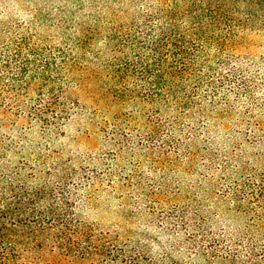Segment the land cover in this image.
Instances as JSON below:
<instances>
[{
    "label": "trees",
    "instance_id": "1",
    "mask_svg": "<svg viewBox=\"0 0 264 264\" xmlns=\"http://www.w3.org/2000/svg\"><path fill=\"white\" fill-rule=\"evenodd\" d=\"M113 1L94 0V14L78 23L84 7L76 2L56 21L44 18L56 38L35 26L0 25V264H181L165 251L149 256L145 236L123 239L84 221L81 209L105 180L111 191L119 177L121 190L133 186L123 157L141 153L161 173L199 156L214 163L209 145L234 112L250 126L246 140L263 144L257 114L264 103L242 47L248 32L264 31V0H138L123 18L103 16ZM87 88L98 105L91 125L107 134L108 150L102 159L63 160L56 147L69 122L89 114L79 100ZM106 113L112 120H103ZM262 190L264 176L237 184L232 195L239 201L249 191L264 203ZM259 209L261 219L237 241L244 256L206 249L203 236L192 242L201 264H264ZM195 211V225H185L188 211L180 217L198 232L207 221Z\"/></svg>",
    "mask_w": 264,
    "mask_h": 264
},
{
    "label": "rangeland",
    "instance_id": "2",
    "mask_svg": "<svg viewBox=\"0 0 264 264\" xmlns=\"http://www.w3.org/2000/svg\"><path fill=\"white\" fill-rule=\"evenodd\" d=\"M74 2L84 7L75 14L76 23L94 14L91 6L94 0H0V25L14 29L35 26L39 35L56 38L58 30L42 22L44 18L56 21L62 8L61 11L77 10L72 9ZM131 2L137 5L138 0H114L113 9L107 4L102 14L111 17L114 11L117 17L123 18V11L127 8L133 12ZM53 23L57 27V22ZM244 37V59H249V72L255 76L256 97L264 103V31L248 32ZM94 92L88 88L80 92L81 108L89 114L69 122L65 128L66 137L56 147L61 154L56 157L61 155L63 160L73 156L86 158L92 153L97 159L106 156L107 134L103 129L97 132L100 130L98 126L90 122L93 108L98 106L97 99L92 97ZM241 100L245 101V98ZM102 105L98 108L103 109ZM257 115L261 126L258 137L263 144L246 140L242 134L245 135L250 126L243 122L238 112H234L227 123H223V128L215 130V142L209 145L218 156L214 163L207 156H199L194 162H179L177 169L170 168L161 173L141 153L123 157L121 166L127 169L125 177L133 180V186H124L121 190L119 177L113 180L117 190L111 191L107 180L103 181L101 192L81 209L83 220L123 239L141 240L145 236L142 247L149 256L158 258L165 251L181 264L203 263L192 243L195 238L203 239V236L207 238L206 242L212 243H206V249L217 245V249L224 253L239 250L244 256L245 251L237 241L243 236L247 224H257L261 219L256 208L258 212L262 211L259 207L264 203H258L256 196L249 191L247 196L236 201L232 191L237 184L250 185L253 180L260 181L264 176V114L258 112ZM113 116V113H106L103 120L110 121ZM211 165L215 166L213 171ZM259 192L264 194V190ZM198 209L202 210L207 226L193 232L191 226L183 227L180 214L183 210L188 211L185 225H195L198 222H194V214Z\"/></svg>",
    "mask_w": 264,
    "mask_h": 264
}]
</instances>
